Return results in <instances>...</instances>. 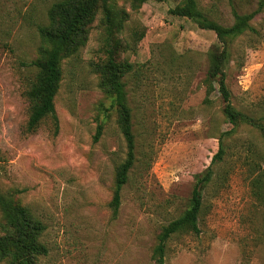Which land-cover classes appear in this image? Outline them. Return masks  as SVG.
<instances>
[{
  "label": "rangeland",
  "instance_id": "374dc122",
  "mask_svg": "<svg viewBox=\"0 0 264 264\" xmlns=\"http://www.w3.org/2000/svg\"><path fill=\"white\" fill-rule=\"evenodd\" d=\"M57 1L0 0V190L45 226L41 242L48 253L35 264H154L162 228L188 209L196 178L210 167L220 139L223 160L212 166L202 191L200 233L174 236L166 264H264V139L245 125L223 136L233 127L218 85L208 93L205 84L210 53L220 44L212 31L172 14L188 0H149L138 8L117 0L128 18L110 31L99 11L86 46L63 61L58 134L51 121L27 132V92L37 74L30 64L49 47L40 29ZM193 1L205 18L226 28L236 14L257 12L247 32L229 44L226 83L237 110L262 116L260 0ZM110 49L118 63L132 66L123 82L137 158L116 218L110 202L127 148L96 73ZM1 223L0 211V236Z\"/></svg>",
  "mask_w": 264,
  "mask_h": 264
},
{
  "label": "trees",
  "instance_id": "16d2710c",
  "mask_svg": "<svg viewBox=\"0 0 264 264\" xmlns=\"http://www.w3.org/2000/svg\"><path fill=\"white\" fill-rule=\"evenodd\" d=\"M138 8L149 0H123ZM264 8V0H260L259 11ZM99 11L104 14L107 30L114 27L122 28L128 14L118 8L117 0H58L49 10V23L40 29L43 41L49 46L41 57L30 66L37 70L34 82L31 84L27 99L30 105L27 132L35 133L43 123L51 121L54 134L59 132L56 99L63 81V61L77 55L84 48L89 38V28ZM172 14L189 18L202 29L212 31L218 39L220 47H215L210 53V66L205 84L211 93L218 85V93L223 101V113L233 127V134L241 125L258 130L264 139V114L258 118L237 110L232 104L230 90L226 83V67L230 58L229 44L237 37L245 34L250 28L249 23L257 12L249 15H235V24L222 27L205 18L196 8L193 0H188L183 7L176 8ZM137 42L143 38V34ZM136 37V39H137ZM132 66L118 63L112 49L109 50L108 61L96 67L100 77V87L110 96L118 113V123L126 143V159L119 164L115 172L114 190L110 208L113 217L118 216L121 207V193L129 182L130 173L136 164V137L133 131L132 110L128 104L124 76ZM103 126L99 125L94 138L97 142L102 136ZM224 144L220 139L219 151L213 157L206 172L196 178L188 209L176 220L164 226L158 236L152 260L154 264H166L168 244L179 234L200 233L199 219L203 206V188L213 176L212 166L223 160ZM1 227L4 234L0 236V261L9 264H35L38 257L48 253L47 247L41 242L45 229L43 223L34 216L27 207L17 204L10 192L0 190Z\"/></svg>",
  "mask_w": 264,
  "mask_h": 264
}]
</instances>
